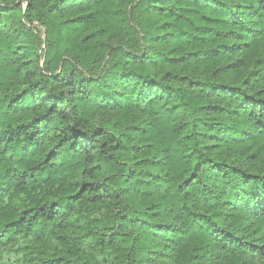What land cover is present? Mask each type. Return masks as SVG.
<instances>
[{"label": "trees", "instance_id": "trees-1", "mask_svg": "<svg viewBox=\"0 0 264 264\" xmlns=\"http://www.w3.org/2000/svg\"><path fill=\"white\" fill-rule=\"evenodd\" d=\"M264 264V0H0V264Z\"/></svg>", "mask_w": 264, "mask_h": 264}, {"label": "rangeland", "instance_id": "rangeland-1", "mask_svg": "<svg viewBox=\"0 0 264 264\" xmlns=\"http://www.w3.org/2000/svg\"><path fill=\"white\" fill-rule=\"evenodd\" d=\"M95 254V260L98 264H114V260L112 259V256L110 254H103V253H96Z\"/></svg>", "mask_w": 264, "mask_h": 264}]
</instances>
